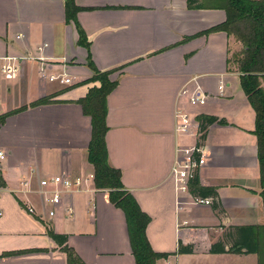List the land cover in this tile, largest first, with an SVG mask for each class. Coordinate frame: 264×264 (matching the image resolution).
<instances>
[{
	"label": "crops",
	"instance_id": "crops-1",
	"mask_svg": "<svg viewBox=\"0 0 264 264\" xmlns=\"http://www.w3.org/2000/svg\"><path fill=\"white\" fill-rule=\"evenodd\" d=\"M75 1L84 9L76 18L89 52L79 45L75 21L66 19L65 0H0V57L48 44L52 72L64 71L70 79L67 85L48 82L37 63L23 62L14 81L2 82L0 264H68L49 232L66 236L65 245L85 264H136L126 215L107 190L94 181L83 184L53 218L38 193L45 178L94 174L91 118L76 103L98 86L86 84L94 75L89 54L98 70H118L107 103L108 157L123 174L125 191L151 218L149 244L170 254L157 264H264L258 253H231L227 237L234 227L264 225L256 114L239 89L240 74L228 66L241 45L225 32L194 37L223 24L225 11L213 0H199L205 9L193 10L188 0ZM195 92L207 96L206 105L189 102ZM52 94L55 101L33 105ZM179 110L194 123L192 135L177 134ZM200 116L225 124L213 123L202 139ZM196 144L203 146L206 163L194 179L217 192L207 197L209 206L179 194L171 173L177 150ZM32 206L35 214L28 213ZM220 242L226 252L211 253ZM181 244L193 252L178 253Z\"/></svg>",
	"mask_w": 264,
	"mask_h": 264
},
{
	"label": "trees",
	"instance_id": "trees-1",
	"mask_svg": "<svg viewBox=\"0 0 264 264\" xmlns=\"http://www.w3.org/2000/svg\"><path fill=\"white\" fill-rule=\"evenodd\" d=\"M65 14L68 22L75 21L79 38V45L89 52V41L80 27L76 15L84 10L76 4L75 0H65ZM212 6L221 8L227 15V20L218 26L211 27L194 37L211 35L214 32H225L228 36H234L236 41L242 45V51L233 54L228 60V66L235 68L240 74V84L250 101L256 114L255 136L258 138V159L261 171V197L264 206V0H213ZM190 9H205V5L199 0H188ZM187 38L186 40L194 39ZM189 57V56H188ZM88 68L93 70L94 75L90 82L98 83V86L90 88L88 94L76 101L82 106L84 114L91 118L92 135L91 144L88 149V158L94 166L95 187L107 190L111 203L122 209L126 215L129 239L136 264H157L158 260L167 258L170 254L156 253L147 238V228L151 218L140 209L134 196L125 191L122 182L123 174L113 167L108 157L106 135L109 131L107 116L109 111L108 96L117 88L118 81L111 79V75L118 70H98L88 57ZM51 103L50 98H44L33 105ZM25 108L15 112L23 111ZM201 138L205 139L207 128L215 122V117L200 116ZM3 121V120H2ZM225 124L224 121H219ZM1 180V178H0ZM190 190L193 197H215L216 190L205 189L200 186L198 177L190 182ZM50 237L61 246L66 253L68 264H85L73 249L65 245L66 236L49 232ZM228 238L233 242L231 253H258L264 261V225L251 227H234ZM224 243L214 245L211 253H223ZM193 246L180 245L178 253H192Z\"/></svg>",
	"mask_w": 264,
	"mask_h": 264
},
{
	"label": "built area",
	"instance_id": "built-area-1",
	"mask_svg": "<svg viewBox=\"0 0 264 264\" xmlns=\"http://www.w3.org/2000/svg\"><path fill=\"white\" fill-rule=\"evenodd\" d=\"M20 38V37H18ZM49 47L48 44L37 46L34 50H28L19 54H6L0 57V124L6 116L4 109V101L2 97V82L4 80L14 81L18 76L21 65L23 62H33L38 64L39 76L54 83L59 82L62 85H67L70 79L67 78V73L64 71L59 73L52 72V62L49 57L46 56L45 50ZM225 86L221 84L219 90L221 94L224 92ZM189 102L193 106H204L207 104V96L199 92H195ZM177 121L176 132L177 134L192 135L194 123L190 120L188 113L181 110L175 115ZM200 134V133H199ZM198 135V134H197ZM194 136V134H193ZM4 156L3 152H0V158ZM176 159L172 166L171 173L175 178L176 191L179 194L191 195L190 182L196 176L197 171L202 168L206 163V156L204 155V148L200 144H196L190 147H180L176 153ZM95 175L92 174L88 179H75L73 180L69 176H54L51 178H45L41 180V189L39 194L42 196L43 202L48 206V216L53 218L57 215L58 208L64 203L65 198L79 191L83 184L94 181ZM28 186V183H23ZM192 204L195 206H209L212 204V199L203 197H192ZM180 203H183L180 201ZM67 212L69 216L74 214L72 206H68ZM29 214H35L36 209L32 206L28 208ZM3 213L0 211V217Z\"/></svg>",
	"mask_w": 264,
	"mask_h": 264
},
{
	"label": "rangeland",
	"instance_id": "rangeland-1",
	"mask_svg": "<svg viewBox=\"0 0 264 264\" xmlns=\"http://www.w3.org/2000/svg\"><path fill=\"white\" fill-rule=\"evenodd\" d=\"M233 38L235 39V41H236V38L233 36ZM241 45V44H240ZM241 49H242V45H241ZM242 51V50H241ZM240 52V51H239ZM83 83V82H82ZM90 83H92V82H90ZM238 84H239V89L241 90V87H242V85L238 82ZM58 88H61V87H56V88H54V90L55 89H57L58 90ZM48 98H50V99H52V100H54V98H55V96H54V94H52L50 97L48 96ZM55 101V100H54Z\"/></svg>",
	"mask_w": 264,
	"mask_h": 264
}]
</instances>
